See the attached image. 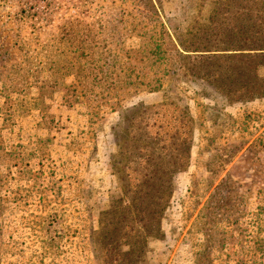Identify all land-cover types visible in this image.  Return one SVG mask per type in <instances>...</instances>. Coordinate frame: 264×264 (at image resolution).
<instances>
[{"label":"rangeland","instance_id":"rangeland-1","mask_svg":"<svg viewBox=\"0 0 264 264\" xmlns=\"http://www.w3.org/2000/svg\"><path fill=\"white\" fill-rule=\"evenodd\" d=\"M256 5L0 0V264H121L118 134L165 94L192 118L190 161L132 264H264V57L235 62L232 83L222 59L216 89L179 68L161 28L227 31Z\"/></svg>","mask_w":264,"mask_h":264},{"label":"trees","instance_id":"trees-1","mask_svg":"<svg viewBox=\"0 0 264 264\" xmlns=\"http://www.w3.org/2000/svg\"><path fill=\"white\" fill-rule=\"evenodd\" d=\"M256 3L254 13H246L243 18L232 16L227 31L216 25L190 28L187 37L181 40L169 31L168 25L161 23L162 33L171 42L175 56L186 60L180 62L179 68L217 89L220 61L227 59L232 61L229 81H236L235 62L264 57V0ZM214 14L208 20L216 24ZM96 82H106L108 90L120 86L116 79ZM130 110L131 115L126 116L128 125L118 134L113 160L122 192L116 200L119 211L115 212L113 224L119 232L118 239L127 247L124 251L116 250L121 264H132V254L145 251L148 237H162L161 223L171 200L176 173L184 170L190 161L192 135V118L187 107L167 94L160 103L139 104ZM136 238L137 243L130 242Z\"/></svg>","mask_w":264,"mask_h":264}]
</instances>
